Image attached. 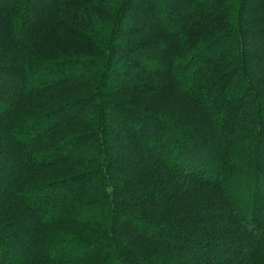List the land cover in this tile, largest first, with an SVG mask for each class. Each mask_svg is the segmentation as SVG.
<instances>
[{
    "label": "trees",
    "instance_id": "16d2710c",
    "mask_svg": "<svg viewBox=\"0 0 264 264\" xmlns=\"http://www.w3.org/2000/svg\"><path fill=\"white\" fill-rule=\"evenodd\" d=\"M0 264H264V0H0Z\"/></svg>",
    "mask_w": 264,
    "mask_h": 264
},
{
    "label": "rangeland",
    "instance_id": "374dc122",
    "mask_svg": "<svg viewBox=\"0 0 264 264\" xmlns=\"http://www.w3.org/2000/svg\"><path fill=\"white\" fill-rule=\"evenodd\" d=\"M150 20H151V17H150ZM121 60H123V57H119V61L121 62ZM115 60H113V62H114ZM119 68L121 69H123V67H121V65L119 66ZM125 70V69H124Z\"/></svg>",
    "mask_w": 264,
    "mask_h": 264
}]
</instances>
